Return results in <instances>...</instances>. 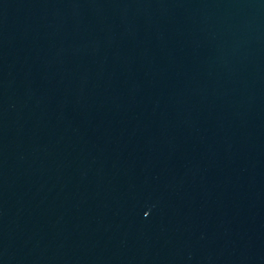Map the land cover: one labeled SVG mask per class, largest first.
Segmentation results:
<instances>
[{
  "label": "water",
  "instance_id": "obj_1",
  "mask_svg": "<svg viewBox=\"0 0 264 264\" xmlns=\"http://www.w3.org/2000/svg\"><path fill=\"white\" fill-rule=\"evenodd\" d=\"M0 264H264V0H0Z\"/></svg>",
  "mask_w": 264,
  "mask_h": 264
}]
</instances>
